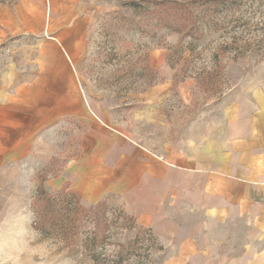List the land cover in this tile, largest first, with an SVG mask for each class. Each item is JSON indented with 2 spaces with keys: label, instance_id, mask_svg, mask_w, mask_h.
Returning a JSON list of instances; mask_svg holds the SVG:
<instances>
[{
  "label": "rangeland",
  "instance_id": "rangeland-1",
  "mask_svg": "<svg viewBox=\"0 0 264 264\" xmlns=\"http://www.w3.org/2000/svg\"><path fill=\"white\" fill-rule=\"evenodd\" d=\"M169 1L184 15L191 10L197 28L161 24L147 0H0V118L36 103L47 120L23 157L0 164V264H117L123 253L121 264L173 260L179 243L139 225L117 198L90 203L55 182L86 132L70 116L72 102L158 145L213 120L236 92L264 84V0ZM168 79L161 98L146 97ZM152 104L160 107L152 122L170 126L140 122ZM39 187L67 203L59 223L74 214L75 231L35 226ZM217 233L227 255L240 245L229 227Z\"/></svg>",
  "mask_w": 264,
  "mask_h": 264
},
{
  "label": "crops",
  "instance_id": "crops-1",
  "mask_svg": "<svg viewBox=\"0 0 264 264\" xmlns=\"http://www.w3.org/2000/svg\"><path fill=\"white\" fill-rule=\"evenodd\" d=\"M170 82L146 97L161 98ZM32 107L7 108L0 118V164L23 157L47 125L40 106ZM146 109L141 123L170 126L152 122L159 106ZM219 110L210 122L190 123L188 132L155 145L72 102L70 116L86 132L80 154L55 182L90 203L115 197L139 225L177 241L168 264H264V84L236 92ZM227 227L231 242L240 243L229 255L217 233Z\"/></svg>",
  "mask_w": 264,
  "mask_h": 264
},
{
  "label": "trees",
  "instance_id": "trees-1",
  "mask_svg": "<svg viewBox=\"0 0 264 264\" xmlns=\"http://www.w3.org/2000/svg\"><path fill=\"white\" fill-rule=\"evenodd\" d=\"M147 2L151 3L154 7L153 11L159 15V20L161 24H169L170 27L174 28L176 31L191 32V29H196L197 24L195 20V15L191 10L188 11L186 15L180 13L184 11V8L178 1H166V0H147ZM186 10H188L186 8ZM180 14V15H179ZM169 23H168V22ZM177 22L175 24H179V27H174L172 23ZM58 192V191H57ZM59 193V192H58ZM73 194V192H72ZM58 194H50L45 188L39 187L38 192L34 198L33 206L36 211V221L35 226L37 228H50V227H62L61 231H65L68 234L73 232L71 230L77 229L76 216L69 215L68 221L65 223H59V218L61 217V212L67 210L68 206L66 204H62L58 202L55 198ZM102 202V201H101ZM99 202V203H101ZM70 203V202H68ZM98 203V204H99ZM60 224V226H59ZM101 230H98L96 237L93 239L92 244L97 243L100 240ZM136 245V242L133 241L129 244L130 248L128 251L132 250ZM121 248L125 249V245H120ZM128 253V252H127ZM124 253L117 255L119 258L116 261L117 264H121Z\"/></svg>",
  "mask_w": 264,
  "mask_h": 264
}]
</instances>
